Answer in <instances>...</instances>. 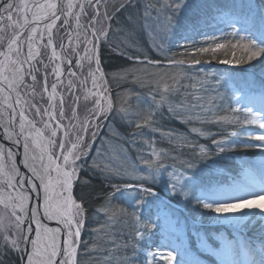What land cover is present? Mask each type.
<instances>
[{
  "label": "rangeland",
  "instance_id": "rangeland-1",
  "mask_svg": "<svg viewBox=\"0 0 264 264\" xmlns=\"http://www.w3.org/2000/svg\"><path fill=\"white\" fill-rule=\"evenodd\" d=\"M24 1L17 0L15 9L8 13L11 20L7 15L0 37L7 38L22 24ZM71 1L73 7L66 5V11L51 29L53 45L48 46L46 25L38 26V44L35 48L32 43L34 56L22 89L29 91L27 109L32 118L56 143L53 155H59L62 163L60 143L65 144L67 151L79 136L86 154L77 161L78 174L88 164L87 168L112 182L110 194L100 200L96 211L100 221L94 230L95 241L90 243L94 245L92 264H168L159 256L149 255L156 252H172L171 264H246L242 248L251 249L258 262L260 249L264 248V216L254 209L247 216L244 212L235 220L223 222L224 214L204 208L197 198L208 203L231 202L233 199L224 201L221 194L256 175L253 161L264 152V141L255 138L264 133L259 123L245 124L252 132L247 143L254 156L246 155L249 152L236 154V163H222L228 160V153L220 152L212 141H204L209 139L204 126L230 116L225 113L229 96L223 86L228 78L235 81L231 80L235 101L242 99L258 114L257 118L264 116V83L259 94L249 99L237 91V87L246 89L250 81L264 79V72L246 76L224 73L226 67H244L245 62H234L241 56L239 51L235 55L218 53L215 58L222 59L218 64L212 56H203L200 59L205 60L195 65L188 61L192 57L184 53L191 51L188 45L207 46L212 37L217 43H226L234 28L240 35L251 34L258 39L264 26V0ZM36 2L43 4L45 0ZM101 52L118 61L109 62L106 69ZM223 56L230 59L224 60ZM171 59L185 63L171 65ZM229 60L234 61L223 62ZM251 62L258 66L264 60ZM194 66H199L200 71L192 70ZM56 68L61 71L59 78ZM53 83L57 84L55 100ZM164 83L169 85L166 92ZM101 92L111 99L112 108L96 119L92 109ZM253 102H260V106ZM149 113L151 121L145 124L143 118ZM243 115L242 118L252 119L248 113ZM86 121L90 123L86 125ZM173 122L180 127H171L169 123ZM218 140L223 141L219 147L224 150L236 147V142L226 137ZM210 158L213 163L207 162ZM116 180L122 183H113ZM173 183L176 194L169 187ZM128 184L151 188L158 195L147 197V203L132 215L135 201L126 196L132 191L125 188ZM0 220V264H12L14 255L22 261V226H15V217L1 201ZM85 220L84 213L80 235ZM137 231L144 234L142 239L136 236ZM5 236L17 240L19 247L13 248ZM80 239L79 236L75 244L77 254ZM229 244L235 255H229ZM89 250L86 247L82 251L85 259ZM6 257L9 259L5 261Z\"/></svg>",
  "mask_w": 264,
  "mask_h": 264
},
{
  "label": "snow or ice",
  "instance_id": "snow-or-ice-1",
  "mask_svg": "<svg viewBox=\"0 0 264 264\" xmlns=\"http://www.w3.org/2000/svg\"><path fill=\"white\" fill-rule=\"evenodd\" d=\"M99 3V0H97ZM35 11L29 7V5L25 2L23 5V10L25 13L31 12L32 21L39 22L44 19H50L52 22L46 25V29L49 31L48 38V46L53 45V41L51 38V29L53 28L55 21L59 19L56 15L57 3L52 2V0H45L43 4H35L33 5ZM73 5L71 3L68 4V8L71 9ZM13 8V4L8 3L4 6L0 11H9ZM106 15V13H105ZM8 19L11 20V15L8 16ZM29 24V20L27 15L24 16V23L19 25V27L23 28ZM247 31V29H244ZM38 33V27H32L31 33L27 37L28 41V52H27V60L30 61L34 53L32 51V43L36 38V34ZM103 34V33H101ZM233 37H239V41L237 43L226 42V43H217L216 38L212 37V42L209 43L205 47H191V51H185V56H191V64H200L201 57L203 56H212L213 58L220 52H224L227 54L228 52H232L235 55L236 51L241 53V56L235 61L236 63H243L244 58H247V61H252L254 59H262L264 60V26H262L261 34L258 39L252 38V35H240V32L233 30V32L229 33ZM96 31L93 29V36H96ZM20 37V33L14 34V36L8 40L7 42V50L0 51V56H3L4 59L0 60V83H4L6 85L5 88H0V91H11L14 88L15 82L17 80L23 79V65L25 60H22L21 51L19 46L14 49V45H18V40ZM40 38L43 39V35L40 34ZM98 38V37H97ZM247 40L248 43H242V41ZM3 43V38L0 37V44ZM63 47V46H62ZM87 52V49H86ZM15 53V55H13ZM57 53L53 46L52 57L55 58ZM224 63H232L233 61H223ZM71 63V61H69ZM79 64V61H77ZM97 69L99 72V59L96 60ZM185 63L184 60H169V64L171 65H183ZM31 67V65H30ZM5 72L11 74V79L9 76L5 75ZM55 75L57 78L60 77L61 71L59 68L54 69ZM93 77V85L96 86V77L95 74H91ZM101 79L103 78V73H100ZM32 79L35 80L36 77L32 76ZM165 92L168 90L169 85L164 83L163 85ZM52 89V99L56 98V90L57 84L53 83L51 85ZM45 91H47V85L45 84ZM161 100H164L163 94L161 95ZM103 101V102H102ZM17 103L19 101L17 100ZM63 103V98L61 97V104ZM11 107V105H8ZM112 108V102L110 98L104 96V94L100 93V98L96 99L95 105L92 109L94 114V118L98 119L102 115H106ZM233 112L243 111L252 116L251 120L245 119L244 123H259L260 127L264 129V116L258 117V114L253 112L252 108L247 107L242 103L241 100L236 101V108L232 109ZM63 113L61 112V115ZM222 121L229 120V117H220ZM144 123L148 124L151 121V113L143 118ZM90 121H86L87 125ZM24 130V125L21 124V132ZM86 130V128H85ZM193 131H197L193 129ZM53 136L56 135V132L53 131ZM67 135V133H66ZM203 135V133H201ZM235 135V133H233ZM258 141H264V133H260L255 137ZM212 143L217 145L220 152L224 151L223 147H219L223 141L213 140ZM62 157V163L57 162V160H53V157L50 155L48 157L49 163L47 166H44V171L41 172L33 167V174L38 177L41 181V184L44 188V215L50 220H56L62 227L65 233V238L62 243H58V236L61 233V228H50L46 224H43L39 219H36L37 211H32V218L35 219V239L31 240V244L33 247L32 254L28 256V264H77V248L75 247L76 241L80 236L81 226L83 223V214H84V206L81 201H78L73 197V184L74 182H83L87 183V180L80 181L78 176V167L77 161L81 159V156L86 154L85 146L83 143V139L79 136L76 138V142L71 143V146L67 148V151H64L65 144L60 143L59 145ZM25 153L28 152L29 145L28 143L24 144ZM205 150L203 147L201 148V152ZM43 158L41 157V160ZM145 163L151 164V161H147ZM55 170V177L51 175V172ZM192 165L189 164V168ZM17 170L13 167L10 173H4L5 182L9 188H14L15 185L13 183L15 177L17 176ZM180 177L177 178L179 180ZM36 185H33V188H36ZM170 190L173 194H176L175 184H171ZM125 188L132 190L126 193L127 197H130L135 201L134 204V212L132 215H135V209L142 208L147 203V197H156L158 194L155 193L151 188L143 187L142 185H125ZM135 189V190H133ZM31 191V190H29ZM119 191V189H117ZM114 196L115 193H112ZM8 201L13 199L16 200V203H5V207H10L12 215L15 217L16 227L20 229V226L23 222L22 215H16L17 210L20 213H25V202L29 200V196L24 191H19L16 193L15 197L9 196ZM207 199V197H206ZM197 203H202L203 207L206 209H212L216 213L226 214L230 211H238L243 208H256L259 209L262 213H264V187H261L259 191H254L247 193L245 196H240L234 198L231 202H219L213 200V202L208 203L197 198ZM120 211L128 214L125 209H120ZM138 219V218H137ZM0 227H2V220H0ZM147 228V226H146ZM26 231L32 232L33 228L29 226ZM143 233L137 231L136 236L139 238H143ZM6 241H10L13 248H18L17 240H10L8 236H5ZM241 252L244 256L246 264H264V248L260 249V260L257 262L253 256V252L251 249L242 248ZM228 253L229 255H235L231 244L228 245ZM153 257L159 256L162 260L167 261L168 264H171V261L174 259L172 252H156L149 253ZM227 264V262H226ZM234 264V262H233Z\"/></svg>",
  "mask_w": 264,
  "mask_h": 264
},
{
  "label": "flooded vegetation",
  "instance_id": "flooded-vegetation-1",
  "mask_svg": "<svg viewBox=\"0 0 264 264\" xmlns=\"http://www.w3.org/2000/svg\"><path fill=\"white\" fill-rule=\"evenodd\" d=\"M24 2H26L34 11L33 5L37 3L36 0H25ZM56 3V13L61 14L66 11V4L64 2H60L58 0L56 1ZM16 4L17 0H14L13 8L10 10V12L15 9ZM4 6H2L1 9H3ZM10 12H0V35L2 31L1 25L4 23L7 15H9ZM23 15H27L29 24L23 28L18 26L17 29L10 32V35L7 38H3V43L0 44V51H6L8 40H10L14 36V34L20 33L18 45H14V49L19 46L21 51L20 58L22 60H24L22 56L27 54L28 52L27 37L31 33V28L38 27L42 23H45L43 20L39 21L38 23L32 21L31 12H27ZM23 23L24 21L22 22V24ZM13 55H15V53H13ZM3 59L4 57L0 56V60ZM26 61L27 62L24 65L27 64L29 66L27 57ZM25 68L23 67V78L27 76L26 73H24ZM5 75L9 76V79H11L10 73L5 72ZM24 80H17L15 82L13 90H11L10 92L0 91V201L4 204L16 203L15 199L8 201L7 198L9 196L15 197L17 192L24 191L29 196V200L25 202L26 211L25 213H20L17 210L16 213V215L23 216V222L21 224L22 234H30V236H32V239H35L34 229L36 225L35 219L32 218V211L36 210V219H39L43 224H46L50 228H54V226L55 228H61L60 235L64 239L65 235L63 227L61 225L56 226V220H50L44 215V188L41 184L40 179L36 177L32 171L33 167H35L37 170L42 172V167H40L39 164H36L35 162L37 157H43L42 162H44V166L48 165V157L50 155L53 157V160H57V158H59V155H53L56 143H54V140H52L50 135L46 133L44 127H38L37 121L32 118V114L27 109V101L30 100V97H28L29 91L23 92L22 88L25 82ZM5 87L6 85L4 83H0V88ZM17 100L19 101V103H17ZM8 105H11V107H9ZM21 124L24 125L23 132H21ZM25 143H28L29 145L27 153H25ZM59 160L57 162H60ZM13 167L17 170L18 174L13 181L15 187L9 188L5 182L4 173H10ZM52 167L54 168V164ZM33 185H36L37 187L33 188ZM9 209L11 212L10 207ZM24 221L26 222L25 226ZM29 226L33 228L32 232L26 231Z\"/></svg>",
  "mask_w": 264,
  "mask_h": 264
},
{
  "label": "trees",
  "instance_id": "trees-1",
  "mask_svg": "<svg viewBox=\"0 0 264 264\" xmlns=\"http://www.w3.org/2000/svg\"><path fill=\"white\" fill-rule=\"evenodd\" d=\"M229 39L227 42H232V43H237L239 41V37H233L232 35L229 36ZM242 43H248L247 40L242 41ZM101 60H102V64H104L106 69H109L110 66H108L110 63L109 62H116L118 61V59H116V57H110V56H105L104 53L101 52ZM225 56H223L224 58ZM230 56H227L224 58V60H228ZM192 59L188 60L191 61ZM201 60H205V59H201ZM220 61H222L221 58H215V60H213L214 63L218 64ZM234 61V60H232ZM235 62V61H234ZM245 65L243 64L242 66L244 67H226L227 69L224 70V73H234V74H239L242 76H246V75H256V72H264V63H260V65L256 66L253 64V62L251 61H244ZM248 64V65H246ZM250 64H253V67L250 66ZM260 66V68H259ZM115 67V66H114ZM189 67H187L188 69ZM192 68V67H191ZM248 68V69H245ZM200 67L199 66H194L192 70H196V71H200L199 70ZM231 78H228L227 81L224 82V88L227 90L228 96H229V106L228 108H226V112L224 110L225 113L229 114L230 118L229 120L226 121H221L219 118L216 120V122L212 123V122H206V125L204 126V132L206 136L209 137V139H205L204 141L206 143H208L209 141H213V140H217L220 139L221 137H226L228 138V140H231L232 142H236L234 146V149H226L224 150L225 152H227L228 156V160H222L224 162L222 163H236L238 157H236V154L239 153H248L246 155H250V156H254V153L250 152V147L249 144L247 143L250 140V136L249 134H252V132L250 130H248V126L245 125L244 123V119L241 116L243 115V111H239V112H233L232 109L236 108V104H235V96L233 94V91L231 89V86L234 84V82H232ZM263 80V81H262ZM262 80H253L247 83V87L246 89L244 88L243 90L239 87H237V91L238 92H243L245 93V98L249 99L252 96H257L259 94V89H263L262 85L264 83V79L262 78ZM228 82V83H227ZM249 89V90H248ZM202 95V94H201ZM244 116V115H243ZM232 119H236L237 121H234ZM209 120V119H208ZM166 124V123H164ZM171 125V127H173L174 129H178L180 127V124L178 123H169ZM233 133H235V135H233ZM230 141V143H231ZM210 144V143H209ZM207 162H212V158L208 159ZM88 164H86L85 166V170L80 172V174H78L80 181H84L85 179L87 180V183H83V182H74L73 184V194L75 199L81 201L83 203L84 206V213H85V225L83 228V232L80 235L81 239V245L79 244L78 246V264H92L93 261V257H94V253H93V247L94 245L90 244L91 242L94 243L95 241V234H94V230L95 227L98 226V223L100 221V215L96 212L97 209L99 208L100 205V200H103L104 197H107V195L110 194L111 191H109L110 188V183H112L111 181L107 180L106 178H104L103 176H101L98 173H94L92 170H90ZM232 172V171H231ZM225 178V176H224ZM119 183L121 184L122 182H118L113 181V183ZM200 205V204H199ZM199 205L197 207H199ZM195 227V226H194ZM254 234H260V233H254ZM84 247V248H83ZM86 247H88L90 250L88 251V257H83V253L82 251L86 249ZM83 249V250H82ZM85 255V254H84ZM20 256L18 255H14L13 257V261L12 264H20L21 263V259L19 258ZM5 261L7 260L6 258H4ZM8 262V261H7ZM11 263V262H10ZM1 264H6L1 262Z\"/></svg>",
  "mask_w": 264,
  "mask_h": 264
},
{
  "label": "bare ground",
  "instance_id": "bare-ground-1",
  "mask_svg": "<svg viewBox=\"0 0 264 264\" xmlns=\"http://www.w3.org/2000/svg\"><path fill=\"white\" fill-rule=\"evenodd\" d=\"M59 1L60 2H64L68 6L69 1H71V0H59ZM34 11H35V8H34ZM0 12L2 13L3 11H0ZM56 15L59 17L61 14L60 13H56ZM31 18H32V15H31ZM43 21L45 22V23H43L44 25H47L48 23H50V19H47V18L44 19ZM34 42H35V44L33 46H35V48H36L37 47L36 45L38 44V35L37 34H36V38L34 39ZM25 56L27 57V54L23 55L22 57L26 61V57ZM27 66H28L27 64L23 66L24 68L26 67L24 73H26V75L29 76L30 72L28 70L29 67H27ZM259 103L260 102H253V104L255 106H257V107L260 106ZM52 111L54 112V110H52ZM41 157H37L35 162H36V164H39L40 167H42L41 169H42V172H43L44 171V168H43L44 167V162H42L43 159L41 160ZM253 162H255L256 175L253 176L251 179H248V180H245L244 182H242L243 184L240 183V185L238 187H236V188H233L231 190H225L223 192V194H221L222 195V199L224 201H229V200H232V199H234L236 197L245 196L247 193L254 192V191H259L261 189V187H264V152L261 153L260 156L257 157V160H255ZM48 163H49V161H48ZM51 175L53 177H55V175H56L54 168H53V170L51 172ZM254 209H256V208H252V209L243 208V209L238 210V211H230V212L222 215L223 216V222H229L231 220H235V219L239 218L244 212H246L245 215L247 216V214H249ZM257 210L260 212L261 215L264 216V213H262L259 209H257ZM56 224H57L56 226H60V224L58 222ZM54 228H55V226H54ZM60 236L61 235L58 236V240H57L58 243H62V241H63L62 240L63 237L62 236L60 237ZM21 237H24V234H22ZM24 238H28V237H24ZM23 239H22V242H23ZM59 239H60V241H59ZM30 240H32V236L30 237ZM30 254H32V253H29L28 256ZM6 259H9V258L6 257ZM20 264H28V257L26 259V263H23V258H22V261H21Z\"/></svg>",
  "mask_w": 264,
  "mask_h": 264
},
{
  "label": "water",
  "instance_id": "water-1",
  "mask_svg": "<svg viewBox=\"0 0 264 264\" xmlns=\"http://www.w3.org/2000/svg\"><path fill=\"white\" fill-rule=\"evenodd\" d=\"M13 1L14 0H0V8L2 6H4L5 4L7 3H11L13 4ZM26 225V222L24 221V226ZM63 234V233H62ZM24 237H28V238H24ZM24 239H23V242H22V248H23V263H26V259L28 257V254L31 252L32 253V244H31V240H30V234H24Z\"/></svg>",
  "mask_w": 264,
  "mask_h": 264
}]
</instances>
